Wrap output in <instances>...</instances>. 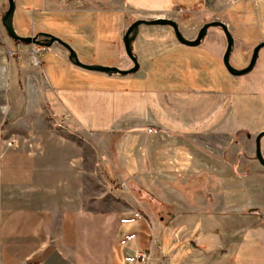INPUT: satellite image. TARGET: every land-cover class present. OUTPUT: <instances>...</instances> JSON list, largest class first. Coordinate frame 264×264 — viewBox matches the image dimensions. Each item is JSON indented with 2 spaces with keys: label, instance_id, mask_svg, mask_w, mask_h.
I'll return each instance as SVG.
<instances>
[{
  "label": "rangeland",
  "instance_id": "obj_1",
  "mask_svg": "<svg viewBox=\"0 0 264 264\" xmlns=\"http://www.w3.org/2000/svg\"><path fill=\"white\" fill-rule=\"evenodd\" d=\"M239 1L253 4L255 9L252 18L247 19L238 14L227 18V22H222L219 20L220 17L210 16L199 9L181 14L179 19L183 21L180 23L175 20L184 36L187 29L196 30L212 21L224 23L234 41L229 63L235 69L245 68L253 48L264 41V15H260L259 9L264 6V0ZM14 2L13 26L19 36L49 33L69 44L83 64L115 67L120 70H124L128 63L132 65L124 54L121 39L130 24L144 18L131 15L129 8L123 5L121 0H14ZM7 8V0H0V137L10 138L12 135L15 139H24L32 143L36 142L43 131L38 129V125L45 119L43 111L45 105H49L55 111L58 108L54 92L50 91L45 98L43 94L49 89L48 85L51 88L55 87L57 75L70 73L66 69L67 52L56 43L49 48L15 43L1 24V17ZM119 9L123 11L118 15H109L101 11ZM242 26L250 27L253 31L250 33L251 36L250 34L245 36L237 31ZM156 29L157 26L144 25L138 28L133 42V53L139 64L138 71L123 77L112 75L113 78L129 80L130 87H137L134 86L137 81L144 80L140 86L142 89H152L168 95V97L158 95L161 100L158 102L160 110L155 104L153 106L150 104L149 108L153 125L161 127V133L145 135L143 130L142 136L139 137L140 144L136 154L141 155L142 160L146 157L151 162V171L157 172L156 176L142 177L138 181V187L141 186L142 190L148 192L147 195L142 194V202L146 204L152 198L153 206L158 211L169 206L167 201L171 199L165 192L160 190L158 192L155 188L153 190L155 186L161 190L167 187L179 188L180 194H173L176 199H180L181 196L189 197L190 202L196 203L199 200H206V208L198 204L192 208L194 212L171 211L168 217L164 215L162 222L157 221L155 225L158 230L167 219L172 218L173 224L188 225L185 231L188 230L187 235L191 239L202 237L204 232L212 233V225L219 229L221 235L217 241L220 243V249L211 247L207 249L204 246L193 248L195 246L187 245L183 250L193 252L188 253L191 254V259L186 264H200L199 260H203L204 254L208 252H211L210 254L213 252L215 257L212 264H217L218 261L225 264L230 256L229 250L225 249L228 246L229 232L232 231V239L240 243L244 239L246 228L252 225L254 238H251L248 231V239L239 247L234 264H264V232L261 230L264 223L256 221V218L253 220L244 208L238 212L230 211L244 202L239 201L240 196L249 197L250 189L246 195L240 193L246 186H255L257 189L264 184V167L254 160V139L259 132L264 131V48L260 50L256 64L249 74L233 77L222 63L225 37L219 28H209L204 42L196 47L175 43L173 47L168 46L170 49H165L157 60H146L150 57L149 49L146 48L151 47V44L160 46L159 40L166 38L162 34H157ZM164 29L167 32L164 35L169 36L171 41L175 40L172 30L169 27ZM219 43L220 49L217 50L216 45ZM79 72L91 73L99 78L106 76L83 69ZM84 85L86 84L82 83L80 87L83 88ZM140 87L138 85V88ZM30 88L35 93V101L32 103L34 111L20 115V120L12 125L13 121H8L10 115L4 107L9 105L12 111L18 109L22 105L24 98L22 96ZM147 98L150 99V96ZM154 98L151 97V101L155 102ZM165 103L169 106L167 109ZM57 114L48 118L51 121H59V118H56L59 117ZM198 131L200 134L205 133L200 141L201 146L204 143L206 145L205 161L202 160L205 165L198 164L197 160L190 161V171L186 170L183 176L167 175L168 169L175 166L170 162L174 153L171 150L167 151L169 147L165 143L174 144L176 143L174 136L183 138L196 136ZM167 135H170V138ZM133 139H138V133ZM150 139L153 141L150 142ZM130 142L127 141L125 149L129 147ZM260 149L264 158V138L261 140ZM184 152L191 157H197L194 146L189 141ZM203 154L200 153L201 156ZM126 180V186L132 187L133 178ZM214 198L216 201H222L221 214L213 213L210 208L209 203ZM160 233L166 241L165 234L161 231ZM156 234L153 236L156 240L155 245L150 246L153 239L151 237L147 248L150 251V259L157 244L161 245L159 243L161 236Z\"/></svg>",
  "mask_w": 264,
  "mask_h": 264
},
{
  "label": "crops",
  "instance_id": "obj_2",
  "mask_svg": "<svg viewBox=\"0 0 264 264\" xmlns=\"http://www.w3.org/2000/svg\"><path fill=\"white\" fill-rule=\"evenodd\" d=\"M121 1L135 17L146 20L172 17L178 23L183 21L179 19L181 14L199 9L220 17L222 22L238 14L252 18L255 9L253 4L239 0ZM259 9L260 15H264V6ZM101 11L118 15L123 9ZM199 29H187L183 36L193 40ZM237 31L245 36L253 33L246 26ZM156 33L166 38L159 40L160 46L151 44L146 48L150 54L146 60H157L165 49H170L168 46L180 45L164 35L167 33L164 27H157ZM221 47L223 49L224 43ZM216 49H220V43ZM131 66L128 63L124 70ZM66 67L71 74L57 75L54 88L47 84L49 89L43 97L54 92L58 108L57 112L49 105L43 108L45 119L38 125L43 131L36 142L15 139L12 135L0 137V264H139L134 260V253L146 251L150 238L156 233L161 236L160 231L165 234L166 241L161 236V245L157 244L147 264H186L191 259L188 253L193 251L183 250V247L190 244L195 246L193 248L220 249L217 240L221 234L214 225L212 233L204 232L202 237L193 239L187 235L188 230L185 231L188 225L173 224L172 218L167 219L162 228H155L157 221L161 223L169 212H194V206L205 207L206 200L196 203L190 202L189 197L176 199L173 194L179 195V188L161 190L155 186L153 190L165 192L171 199L167 201L169 206L158 211L152 198L146 204L142 202V194L148 192L138 187V181L142 177L156 176L157 172L151 171V162L146 157L142 160L141 155L136 154L139 137L143 130L145 135L161 133L162 128L153 125L149 108L155 104L160 110L158 97H168L167 93L142 89L144 80H138L134 85L137 87H130L129 80L80 73L81 69L69 62ZM82 83L86 84L83 88L80 87ZM22 97L18 109L12 111L9 105L3 106L12 125L20 120V115L34 111L33 89ZM151 97H155V102ZM165 105L167 109L169 106ZM55 113L59 121L48 118ZM199 132L184 138L174 136L176 143H165L169 147L167 151L174 153L170 162L175 166L168 169L167 175L183 176L186 170L190 171V161L197 160L198 164L205 165L202 160L205 161L206 145L200 143L205 133ZM136 133L137 140L133 139ZM186 139L194 146L197 157L184 152L188 144ZM127 141L131 142L125 149ZM200 153H204L203 157ZM126 178H133L132 187L126 186ZM249 189V197L240 196L239 201L244 202L230 211L244 208L253 220L258 218L264 223V184L257 189L246 186L240 193L246 195ZM209 205L213 213L221 214V200L214 198ZM261 230L264 232V227ZM248 231L254 238L252 225L246 228L240 243L232 239V231L229 232L225 249L230 256L225 264H234L239 247L248 239ZM210 253L204 254L200 264L215 261L213 252ZM217 264L222 263L218 261Z\"/></svg>",
  "mask_w": 264,
  "mask_h": 264
},
{
  "label": "water",
  "instance_id": "obj_3",
  "mask_svg": "<svg viewBox=\"0 0 264 264\" xmlns=\"http://www.w3.org/2000/svg\"><path fill=\"white\" fill-rule=\"evenodd\" d=\"M8 8L4 12V14L1 17V24L7 33V35L15 42L21 43V44H31L36 45L42 48H49L52 44L56 43L62 48L65 49L67 52V60L70 64H72L75 67H78L80 69L104 74L106 76H112L117 75L120 77L127 76L134 74L137 72L139 68V64L137 62V58L135 54L133 53V42L137 36L138 28L141 25L144 26H157V27H169L174 35L175 40L183 46L187 47H196L198 46L201 41L206 36L207 30L209 28H219L225 37V50L222 56V63L225 67L226 71L233 77H241L246 74H249L257 61L259 52L261 49L264 48V41L257 44L251 53L248 65L245 68L242 69H235L233 68L229 63V57L233 49V37L230 34L229 30L227 29V26L220 22V21H212L209 23L204 24L197 32V35L195 39L193 40H187L180 32L178 28V24L171 19L168 18H156V19H138L135 20L130 26L126 29L125 33L122 36V46L123 51L126 57L130 60L132 66L129 69L126 70H120L115 67H106V66H100V65H87L83 64L79 61L77 58V55L75 51L69 46V44L61 41L57 37L49 34V33H38L34 36H19L13 26V15L15 10V2L14 0H7ZM262 138H264V131L259 132L255 139H254V160L258 162L259 165L264 167V158L261 153L260 149V143Z\"/></svg>",
  "mask_w": 264,
  "mask_h": 264
},
{
  "label": "built area",
  "instance_id": "obj_4",
  "mask_svg": "<svg viewBox=\"0 0 264 264\" xmlns=\"http://www.w3.org/2000/svg\"><path fill=\"white\" fill-rule=\"evenodd\" d=\"M35 63H37V61H35ZM8 145H11V143H9ZM152 241L150 243V246L153 247L155 245L156 240L154 239V237L152 236ZM150 251L146 250V251H138L135 252L133 257L134 260L139 263V264H147L150 260Z\"/></svg>",
  "mask_w": 264,
  "mask_h": 264
},
{
  "label": "trees",
  "instance_id": "obj_5",
  "mask_svg": "<svg viewBox=\"0 0 264 264\" xmlns=\"http://www.w3.org/2000/svg\"><path fill=\"white\" fill-rule=\"evenodd\" d=\"M15 42V41H14ZM15 43H18V42H15Z\"/></svg>",
  "mask_w": 264,
  "mask_h": 264
},
{
  "label": "flooded vegetation",
  "instance_id": "obj_6",
  "mask_svg": "<svg viewBox=\"0 0 264 264\" xmlns=\"http://www.w3.org/2000/svg\"><path fill=\"white\" fill-rule=\"evenodd\" d=\"M258 220V218H256Z\"/></svg>",
  "mask_w": 264,
  "mask_h": 264
}]
</instances>
